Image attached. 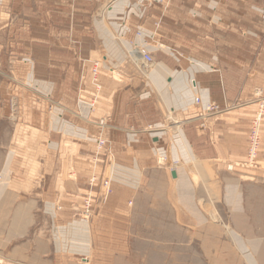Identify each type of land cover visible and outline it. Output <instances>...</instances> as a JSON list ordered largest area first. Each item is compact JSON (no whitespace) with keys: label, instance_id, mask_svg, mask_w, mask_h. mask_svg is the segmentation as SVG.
<instances>
[{"label":"crops","instance_id":"obj_1","mask_svg":"<svg viewBox=\"0 0 264 264\" xmlns=\"http://www.w3.org/2000/svg\"><path fill=\"white\" fill-rule=\"evenodd\" d=\"M107 41L128 49L135 63L109 64L100 55L110 50ZM144 45L157 53L152 75L133 54ZM95 64L102 86L97 98ZM116 67L126 76L107 74ZM95 98L93 110L79 103ZM211 103L220 111L208 114ZM262 105L260 0H170L168 6L158 0H0V132L12 126L7 153L0 140V216L13 218L5 228L34 221L59 228L131 226L134 202L148 194L140 185L155 173L177 183L188 179L202 210L229 204L231 190L243 202L246 186L264 185V111L260 172L248 177L228 167L245 160ZM170 116L177 126L166 129ZM103 119L118 164L114 193L85 219L92 146ZM158 156H170L175 166L160 165ZM94 195L102 201L99 190ZM41 212L45 219L38 221Z\"/></svg>","mask_w":264,"mask_h":264},{"label":"rangeland","instance_id":"obj_2","mask_svg":"<svg viewBox=\"0 0 264 264\" xmlns=\"http://www.w3.org/2000/svg\"><path fill=\"white\" fill-rule=\"evenodd\" d=\"M115 38L121 41L116 34ZM113 43H107L109 51L100 53L109 64L135 63L128 49H118ZM152 55L156 67L157 53ZM260 56L261 50L251 54V63ZM154 66L144 71L149 73ZM116 68H108L111 72L107 74L117 79L126 76L124 68ZM170 117L166 129L177 126ZM11 135L12 126L6 123L5 131L0 132L6 153ZM168 157L163 160L158 156L157 162L174 167ZM260 168L244 171L245 176L257 174ZM175 181L169 174L162 177L157 173L143 181L140 186L146 187L148 194L134 202L138 210L131 226L96 228L77 223L72 228H59L52 221L37 225L34 221L33 227L8 229L5 224L11 225L13 218L3 221L0 216V264H264V185L246 186L243 202L239 203L231 190L229 204L202 210L195 205L189 180ZM40 217L38 221L44 220L45 214L39 213L37 219ZM25 222L29 223V218ZM13 230L21 234L5 236Z\"/></svg>","mask_w":264,"mask_h":264},{"label":"built area","instance_id":"obj_3","mask_svg":"<svg viewBox=\"0 0 264 264\" xmlns=\"http://www.w3.org/2000/svg\"><path fill=\"white\" fill-rule=\"evenodd\" d=\"M162 5L168 6L170 0H158ZM261 2V19L263 22L264 31V0ZM136 52L140 56L142 65L145 69H150L154 66V58L149 50L148 45L137 47ZM92 86L96 91V98L102 91L100 84V68L97 64L92 68ZM94 99L90 103H86L83 100H79V103L87 105L93 110L96 107V100ZM197 105H201L202 101L199 97L195 99ZM208 114L220 111V108L211 103L206 107ZM264 105L260 107V112L256 115L252 127L248 135L247 153L244 161L231 165L228 170L235 172L240 171H252L260 167L259 164V152L262 144V120H263ZM99 127L101 128V134L94 139V153L92 158V174L88 179V195L85 197L82 203V214L85 219H89L93 216L94 210L97 204H105L108 199L114 193V180L117 172V164L115 155L111 149V143L104 137V131L109 128V124L104 119L99 121ZM151 128V127H150ZM150 130V129H149ZM99 190L102 195V201H98L94 193ZM132 205V203H129Z\"/></svg>","mask_w":264,"mask_h":264},{"label":"bare ground","instance_id":"obj_4","mask_svg":"<svg viewBox=\"0 0 264 264\" xmlns=\"http://www.w3.org/2000/svg\"><path fill=\"white\" fill-rule=\"evenodd\" d=\"M133 54L136 56V58H137V62H139V57H140V56L138 55V53H137V52H134Z\"/></svg>","mask_w":264,"mask_h":264},{"label":"water","instance_id":"obj_5","mask_svg":"<svg viewBox=\"0 0 264 264\" xmlns=\"http://www.w3.org/2000/svg\"><path fill=\"white\" fill-rule=\"evenodd\" d=\"M173 177H174V178H176V175H175V173H173Z\"/></svg>","mask_w":264,"mask_h":264}]
</instances>
